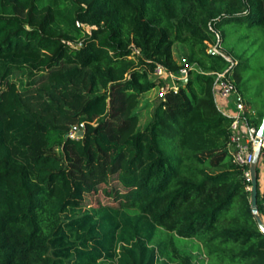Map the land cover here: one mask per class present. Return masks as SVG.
<instances>
[{"label": "trees", "instance_id": "obj_1", "mask_svg": "<svg viewBox=\"0 0 264 264\" xmlns=\"http://www.w3.org/2000/svg\"><path fill=\"white\" fill-rule=\"evenodd\" d=\"M226 25L253 29L233 30L235 55ZM260 57L264 0H0V264H264L214 75L258 130L264 102L244 96ZM184 66L139 130L154 69ZM256 204L263 220L258 184Z\"/></svg>", "mask_w": 264, "mask_h": 264}, {"label": "built area", "instance_id": "obj_2", "mask_svg": "<svg viewBox=\"0 0 264 264\" xmlns=\"http://www.w3.org/2000/svg\"><path fill=\"white\" fill-rule=\"evenodd\" d=\"M77 26L84 27L81 24H77ZM185 64V60H183L182 64ZM215 75V93H216V102L218 104L219 100H223L227 102V108L231 109L230 115L232 117L231 123V133L229 136V148L232 155V160L236 164L243 166L246 169L244 172V177L246 180L250 182V170L249 167L253 160V152L256 147V140L260 139L257 134V130L254 127H249L245 124L243 114H244V100L243 97L238 93L234 84L230 80L228 74L226 73H214ZM153 76L160 81L165 83V86L158 88L159 89V97L162 98L168 89H172L174 91L177 90V86H169V82H175L178 80L180 82L184 81L187 77V67H181L178 73L175 72H167V70L163 67H156L153 71ZM219 106V105H218ZM233 106V109H232ZM219 109L226 114L228 109ZM70 138H74L70 133ZM260 153L264 154V139H262V143L260 144ZM260 155V154H259ZM260 163V164H259ZM258 168V174L256 175L257 184L259 187V194L261 196L262 208L264 211V161L258 159V163L256 165ZM247 191H251V183L246 187Z\"/></svg>", "mask_w": 264, "mask_h": 264}, {"label": "rangeland", "instance_id": "obj_3", "mask_svg": "<svg viewBox=\"0 0 264 264\" xmlns=\"http://www.w3.org/2000/svg\"><path fill=\"white\" fill-rule=\"evenodd\" d=\"M79 27V26H78ZM80 28H83L80 26ZM85 31L90 32L89 27H84L83 28ZM233 30H246L242 31L243 34H249V30L253 29H247V28H236L233 27V25H226L222 28V31H226L225 34V39L224 43L222 44V47L220 48L219 53L220 54H231L235 55L234 53H239L242 51L243 48L247 47L248 42H241L239 41V35H241V32H234ZM232 49V50H231ZM254 49V48H253ZM252 49V50H253ZM187 54V50L184 47V45L175 43L173 45V58L176 61L177 64H182L183 60H185ZM251 67L254 69H260L264 65V60L260 58H252L250 60ZM153 78H155L153 76ZM247 78V75H246ZM169 82V86H177L178 80L175 82ZM247 88L248 91H246L244 99H248L250 101L251 105V110L252 112H257L259 111L260 103L264 102V74L259 73L256 74L253 79L250 80L249 83H247ZM159 89L155 88L145 94H143L140 97V105H139V123H138V129L142 130L144 126L147 124V122L150 120L151 117V110H152V105L154 104L155 100L159 97ZM221 101V100H220ZM33 102H36V99H33ZM233 109V106H232ZM73 137H76L78 134L76 131L71 132ZM258 163V162H257ZM259 188V187H258ZM264 221V217H263ZM179 243L187 242V240L184 239H178ZM189 245V244H188ZM193 253L197 254L198 252L196 251V246L194 245L193 248ZM200 258H203L204 261H207V258L205 256H201Z\"/></svg>", "mask_w": 264, "mask_h": 264}, {"label": "water", "instance_id": "obj_4", "mask_svg": "<svg viewBox=\"0 0 264 264\" xmlns=\"http://www.w3.org/2000/svg\"><path fill=\"white\" fill-rule=\"evenodd\" d=\"M257 134L260 137V139L256 140V147L253 152V160L249 167L250 170V176H251V191H250V207L252 210L253 218L259 228V230L264 234V222L262 218L260 217L258 210H257V178H256V165L259 159L260 154V144L262 143V139H264V114L262 117L261 124L257 130Z\"/></svg>", "mask_w": 264, "mask_h": 264}, {"label": "crops", "instance_id": "obj_5", "mask_svg": "<svg viewBox=\"0 0 264 264\" xmlns=\"http://www.w3.org/2000/svg\"><path fill=\"white\" fill-rule=\"evenodd\" d=\"M227 104H228V103L225 102V101H223V100H221V101L219 100V101H218V105H219V107L222 108V109H228V108H227ZM230 110H231V109H228V110L226 111V114H229V113H230ZM259 164H260V163H259ZM263 222H264V221H263Z\"/></svg>", "mask_w": 264, "mask_h": 264}]
</instances>
